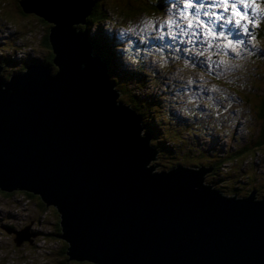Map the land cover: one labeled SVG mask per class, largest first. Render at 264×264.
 Masks as SVG:
<instances>
[{
    "label": "water",
    "instance_id": "1",
    "mask_svg": "<svg viewBox=\"0 0 264 264\" xmlns=\"http://www.w3.org/2000/svg\"><path fill=\"white\" fill-rule=\"evenodd\" d=\"M95 2L19 0L49 23L54 55L7 78L0 64V189L54 205L66 260L264 264V196L225 194L205 181L213 166L152 162L151 133L81 27ZM30 224L6 229L15 246L33 242Z\"/></svg>",
    "mask_w": 264,
    "mask_h": 264
},
{
    "label": "rangeland",
    "instance_id": "2",
    "mask_svg": "<svg viewBox=\"0 0 264 264\" xmlns=\"http://www.w3.org/2000/svg\"><path fill=\"white\" fill-rule=\"evenodd\" d=\"M106 1L107 2L104 3L115 5L117 9L121 8L117 0ZM263 4V0L258 2L259 10L256 16L250 20V25L252 26L251 37L243 39V43L240 42L238 44L240 47L238 56L243 55V57H241L243 65H240V69L236 70L223 68L220 75L222 80L226 83L228 82L227 76L230 77L235 75L230 79L234 88L238 83H242L244 80L247 81L246 87L243 90H239V97H237L236 94L237 90H235V93L233 92L234 95H232L231 92L226 93L229 94L231 98H238L240 101L239 104L243 105L241 109L245 114L241 112L238 115L239 121L235 118V112L228 116H220L215 123L207 125L201 121L188 120L183 115L178 117L174 112H164L160 108L162 104L156 102L151 103L150 111H148L149 105L143 106V110L136 109L137 112L142 111V121L146 119L153 120V116L158 119L157 124L161 132L156 135H161V139H168L166 141L170 143L175 142L173 144L177 148V160L179 162L189 165L193 163H204L209 165L210 162L215 161L214 165L216 166L220 161L226 160L215 171H220L218 178L215 179V185H218V188L227 194L237 192V194L243 195V193H248L250 189L256 188L257 197L264 195V137L260 131L261 121L259 122L257 120L255 109L253 111L254 105L256 106V102L253 101L257 100V102H259L264 96V53L262 55L264 51ZM125 14L129 15L128 13ZM132 16H134L133 22L137 18L143 20V22L146 21L147 18L153 21L154 18V15L151 19L145 14L136 16L132 14ZM171 19H174L173 15ZM141 26L143 27V24H141ZM45 31L46 24L40 20V17L33 13H24L20 9L18 0H0V53L9 54L17 58L16 61L10 64L7 63L8 66L5 67V70L3 69L4 76L20 69V60L17 57V53H20V51H23L25 54L22 58L34 56L43 59V56L48 52V47L41 42V38ZM162 33L165 36L170 35L169 28L165 27L162 29ZM132 38V40H137V36L135 35H133ZM143 38L153 41L152 44L158 43L157 38H151L150 36H143ZM131 43L137 45L136 53L138 55L133 53L135 50L131 47V49H128L123 59L128 63L126 66L130 67L127 69L129 78L126 82L132 86L134 85L133 82L135 81V77L139 73L134 72L132 68L136 67L137 63L143 64V61H146L151 55L157 56L160 54V48L156 45L151 46L149 51H144L145 55L143 57V52H141L143 43L141 41H131ZM132 55L135 56L131 57ZM206 55L205 52H202L198 57L200 60H204ZM155 59L159 58L156 57ZM24 65L25 64H23V66ZM158 65L159 63L154 61L153 69L148 70H156ZM121 67L125 69L124 65ZM146 68L147 65L143 64V70ZM142 78L143 83L146 85L149 79L147 76L143 77V74L141 75V79ZM179 80H182L187 88V83L183 79ZM173 81L178 80L173 79ZM161 83L162 80L157 78L156 81L152 82V85H140L141 88L138 90L141 92H143V90L148 91L151 96L156 97V91H159ZM219 84L223 85L222 83ZM133 87L136 88L137 86ZM117 88L119 90L118 98L122 99L125 103L126 97L124 96H127V86L124 83H119ZM163 93L167 92L163 91L161 95ZM251 93H253L255 97ZM247 98L250 99L252 103L249 102ZM189 100L191 101L194 99L190 97ZM213 109L216 111L215 106ZM190 117L193 118V114H191ZM260 135L263 141L259 144ZM257 143L258 145L255 146ZM164 160H166V162H164ZM156 161L159 163V165L156 166L157 169L167 168L174 164L162 157H157ZM162 162L168 163L162 165ZM153 163L157 164L155 162ZM215 172L211 174L212 178L216 176ZM209 180L210 177L207 176L205 181L209 182ZM24 200L25 198L23 195L16 197L15 195L7 194L0 190V222L5 221L6 223H10L11 218H9V216H13L17 223L25 224L36 219L39 215V210L46 209L49 213L47 220L50 223L46 228L49 229L53 227L54 229V222L58 220V213L54 207H42L39 203L40 198L38 199L36 197H31L27 203H25L26 200ZM63 246L64 242L60 240L57 246L47 254L48 256H36L33 253L31 258H29L26 244H24V247H18L13 243V246L10 247L3 242L0 243V264H53ZM46 259L47 261L43 263Z\"/></svg>",
    "mask_w": 264,
    "mask_h": 264
},
{
    "label": "clouds",
    "instance_id": "3",
    "mask_svg": "<svg viewBox=\"0 0 264 264\" xmlns=\"http://www.w3.org/2000/svg\"><path fill=\"white\" fill-rule=\"evenodd\" d=\"M102 1H103V3L105 2V0H96L95 4L96 3H99L100 4V3H102ZM164 1L165 0H157L156 1V2H161L162 3V6H161L160 10H158L157 13H154V11H148V10H144V13H142V14L147 15L151 19H152V16L154 15V18H153L154 27H150V28H147L146 29L144 27V23H143V36H145L144 33H146V32L149 31V32H151L157 38V42L158 43L157 44H154V46L156 45L157 47L160 48V54H158L157 56L151 55L149 58H147L146 61H143V64L147 65V68L144 69V70H143V64H141V63H137L136 67H134V68L131 67L134 72H136V73L139 72L137 74V76L135 77V81L133 82L134 85L131 86L128 82H126V81H124V82L126 83L127 87L133 93H135V95H137L141 100H143V103H147V105H149L148 111L151 110V103H155L156 102L158 104L159 103L162 104V106H160V108L164 112H168V113L169 112H174V113H176V115H178V117H181V115H183L188 120L201 121V122H204L207 125H212L213 123H215V121L217 120L218 117L223 116L221 114V112H217V110H218V106L217 105H211L210 104L213 108H214V106L216 107V111L213 108H209L208 104L205 105L204 108H202L201 105H200V102L197 103V108H195L193 106V104H192L193 100H191V101L189 100L187 102L186 113L184 114V113L178 112V111H176L174 109H171V108H165V105H164V101L165 100L163 99V97H161V96H156V97H153V96H143V92H141L140 90H138V89L141 88L140 85H144L143 78L141 79V75L142 74H143V77L147 76V78L149 79V81L150 82H153V81H156L157 78L160 77V74L161 73H171L172 74V78H174V76H175V77L183 78L184 79L185 76H186L185 73L186 72H189L191 74V76L193 78H195L199 82H202V81H213L215 87H222L223 89L226 88V91L231 92L232 95H234L233 94V91L235 93V89H234L232 83L230 82V79L232 77H234L235 75L230 76V77L227 76L228 82L226 83L220 77L222 71L213 72V71H210V69H205V71L207 72V74L203 75V78H205L207 76H209V77L207 78V80H204L200 76V73L202 72V69L199 67L198 61L197 60H192V59H190V57H188L187 55H185L183 53V51H182V48H180V45L170 35H166V36L163 35L162 29H164L165 27L166 28H169L166 22L169 21V20H171V16L175 14V6H176V5H173L172 3H170V4L167 3V7H166V5L164 4ZM26 13H33V12H26ZM33 14H35V13H33ZM113 18H114V14L111 15L109 13L108 17H106L102 22H100L98 24H94L92 27H90V29L87 27V20H86V23H84V24L81 25V27L82 28L83 27H87L90 30V32L93 34V43H94V51L95 52H98L99 53V51L96 50V46H95L96 45L95 44V37L98 35L97 31H102V32H104L106 34L113 33L117 38H119L122 41L121 42L122 45H120L117 48V50H120V49L122 50L121 53H123V56H122L121 60L119 61V63H120L121 66L122 65L125 66V69H126L125 76H126V80H127L129 78V72L127 71V69H129L130 67L129 66H126V64L128 65V63H126V61L123 59L124 58V55L127 53L128 49H131V47H133V49L135 50V52H133V53L135 55H138L136 53V51H137V45L136 44L133 45L131 43V41H137V42L141 41L143 43V49L141 50V52H143V57L145 55V52L144 51H149L150 48H151V46H149V47H145L144 46L145 39L142 38V36H141V34L139 32L135 34V36H137V40H132L133 39L132 38L133 35H131V33H132V27H131L132 23H130V22H132V20H134V17H127V16H125V17H123V16L118 17V23L120 25L119 28H118V30H116L114 28V26H112L110 24V22H108L110 20H113ZM40 19H41V17H40ZM138 20H139L138 18L135 19V21H138ZM45 22L47 23V32H48L49 23L47 21H45ZM162 25H163V27H161ZM45 34H46V31L44 32L43 36ZM204 41H206V40L204 39L203 36H201L199 39L196 38V43L198 45L200 44V42H204ZM49 47H50V45H49ZM263 53H264V51L262 52V54ZM3 55H6V54H3ZM135 55H132L131 57H133ZM170 55H172L175 60L172 61L170 59ZM101 57L107 63V61L104 59V57L102 55H101ZM156 57L159 58V59H155ZM1 58H3V57H0V64L3 65V69L5 70V67L8 66V65L6 63H4ZM27 58L28 59L25 62H27L29 60H33V59L43 60V59H45V55L43 56V59H41L39 57H34V56L27 57ZM154 61H157L159 63V65L157 66V69L156 70H148V69H153L152 67H153V62ZM45 62H49V61H45ZM178 68H180V70ZM3 69L1 71L2 75H3ZM12 71H14V70H12ZM110 75L111 74L109 73V76ZM4 77H6V78L9 77V74L7 76H4ZM110 79L112 80L111 76H110ZM112 81H113L114 87L118 90L115 81L114 80H112ZM171 81H172V79H171ZM219 83H222L223 85H220ZM133 86H137L136 87L137 89L134 88ZM214 86H213V90H214ZM178 94L180 95V97H182V99H185V98H188V97L190 98L191 95L194 94V93H192L190 90L186 91L183 87H181L178 90ZM236 94H237V97H239V91H237ZM118 100H120V101L123 102V100L120 99V98H118ZM231 101H235L238 104V107L236 109H234L232 107H228V108L225 107L226 108V115H224V116H228L231 113H235L236 112L235 118H237V120L239 121L240 119L238 118V115L241 112H243L242 109H241L243 105H240L239 104L240 101L238 100V98L232 97ZM124 104H128V103L125 102ZM129 106L132 107L130 104H129ZM143 106H146V104H144ZM136 108H134V109L136 110ZM137 113H139L141 115V112H137ZM191 114H193V118L190 117ZM243 114H245V113L243 112ZM210 116L212 117V119H210ZM153 120L155 122H157L158 119L153 116ZM143 121H142V125H144L143 124ZM145 131H148V130L145 128V125H144V127H143V129H142L141 132L143 133ZM152 138H154V137L151 135V143H153L156 146V143L152 141V140H154ZM173 143H175V142H173ZM173 143H170V144H173ZM158 150H159V148H158ZM176 151H177V148H176ZM197 151H199V150H197ZM159 152H160V150L158 151V154H159ZM158 157L161 158L160 155H158ZM152 162H156L157 163L158 161H152ZM178 162L179 161L176 160V162L174 164H176ZM167 163H164V164H167ZM179 163H182V162H179ZM183 164H185V163H183ZM196 164H204V163H193L192 165H196ZM210 164L209 165L208 164H204V165L210 166ZM187 165H189V164H187ZM171 166H169V167H171ZM212 169H213V167H212ZM206 179L207 178L205 177V180ZM210 180H209V183L210 184H212V185L215 184L213 182H210ZM213 186H215V185H213ZM253 189L256 191V188H253ZM251 190L252 189H250L249 191H251ZM1 191H3V190H1ZM24 191L25 190H23V192ZM221 191L223 192V190H221ZM249 191H248V193H249ZM4 193L11 194V195H15L16 197L19 196V195H23V197L26 200V201L24 200L25 203H27L30 200V198L32 197V196H29L28 193H27V195L24 194V193H22V190L21 189L14 190V191H10V192L4 191ZM225 194H227V193H225ZM231 194H237V192H234V193H231ZM35 195H37V194H35ZM237 195H239V194H237ZM243 195H245V194H243ZM239 196H241V195H239ZM19 198H21V197H19ZM40 204H44L42 202V200H41V203ZM49 206L54 207V205H49ZM46 207H48V206H46ZM54 209L56 210L55 207H54ZM56 212H57V210H56ZM38 214L39 215H38V217L36 219L30 221L31 222V224H30V230L33 231V233L35 232V236L33 237V242L32 243H28L27 241H25L24 243H22L20 245L22 247H24V244L27 245V247H28V251L27 252H28L29 258H31V256H32L33 253L36 256H44V255L49 254L57 246L58 241H60V240H62L64 242V244L67 245V242L64 239L59 238V237H57V236L54 235V234H58L59 231H60L59 224H58V226H59L58 231H57L56 225H55L56 222L58 223L59 214H58V220L54 222V229H53V227L52 228H49V229L46 228V226L48 224H50L49 221L47 220L48 219V216H49V213L47 212L46 209L45 210H39L38 211ZM9 218H11V222L10 223H6L5 221L0 222V243L5 242L6 244H8L11 247V246H13V243H14L13 242V234L7 232L6 229L7 228H10V227H13V228H21V227L27 225L30 222L25 223V224H21V223H17L14 220V217L13 216H9ZM51 225L53 226L52 222H51ZM43 238L45 239L46 243H52L51 245H48L47 246L48 250L46 252L39 251V247L40 246L38 245V241L40 239H43ZM66 245H65V248H66ZM64 255L66 256V259H67V254L65 253V249H64ZM46 261H47V259L43 263H45ZM66 261L68 262L66 264L79 263V262H81V261H78V260H66ZM84 263H88V264L93 263V264H96L94 262L87 261V260H84Z\"/></svg>",
    "mask_w": 264,
    "mask_h": 264
},
{
    "label": "trees",
    "instance_id": "4",
    "mask_svg": "<svg viewBox=\"0 0 264 264\" xmlns=\"http://www.w3.org/2000/svg\"><path fill=\"white\" fill-rule=\"evenodd\" d=\"M117 1H119V4L121 5L120 9H117L115 5L103 3V1L100 4L96 3L94 7L92 8V11L90 12V14L86 17L87 27L90 29V27H92L94 24H98L102 22L106 17H108L111 10L114 12L115 11L119 12V14H122L127 17H134L132 16V14L136 16V15L144 13V10L154 11V13H157L158 10H160L162 6L161 2H156L157 0H117ZM262 7L264 10V4L262 5ZM125 13H128L129 15ZM262 19L264 20V16L262 17ZM40 20L46 24V34L42 36L41 42L42 44L48 47L47 49L48 52L46 53L45 59L43 60L51 62V58L53 57L54 53H52V51L50 50L52 48L49 47V42L47 38V23L42 18ZM263 32H264V29H263ZM97 33L98 35L95 37L96 50L99 51V53L107 61L108 72L111 74L110 76L112 80L115 81L117 87L119 83L120 84L124 83L126 85V83L124 82L126 81V76H125L126 69L121 68V65L119 63V61L121 60L123 56V53H121L122 51L121 49L117 50V48L120 45H122L121 44L122 41L119 38H117L113 33L106 34L102 31H97ZM0 57H3L1 59L6 64L7 63L10 64L11 62H14V60H16V59H13L10 55H3L2 53L0 54ZM57 67L58 66L56 65V68ZM246 85H247V81L244 80L242 83H238L237 85H235L234 89L237 91L241 89L243 90L246 87ZM126 90H127V94H126L127 96H124L126 97V102L130 104L133 108L137 107L136 109L143 110V105L144 104L147 105V103H143V100H141L137 95H135V93H133L128 87ZM248 101L251 102L250 99H248ZM253 102H256V106L254 105L253 111L255 109V116L259 122L261 121L260 131L262 133V136L264 137V96L260 99L259 102H257V100ZM140 112L142 113V111ZM143 124L145 125V128L154 137V140L152 141L156 143V146L160 150L158 155H160L162 158L168 159V162L170 161L172 163H175L177 160L176 147L174 146V144H170L169 141H166L167 139H161L160 138L161 135H156L161 132L157 122L153 121L152 119H146L143 121ZM261 141L263 140L260 138L258 143L260 144ZM258 143L255 146H257ZM225 161L226 160L220 161V163L214 167V171H216L217 168H219L220 165L223 164ZM164 162H166V160H164ZM164 162H162V165H165L163 164ZM219 174H220V171H217L216 176L218 177ZM210 182H213V180H210ZM28 195L33 196V194L30 192H28ZM41 206L46 207L44 204H41ZM55 225L58 231L59 229L58 223L56 222ZM65 245L66 244H64L63 248L60 250V253L57 256L53 264L68 263L66 261V256L64 255ZM79 263H84V261H81ZM90 264H93V263H90Z\"/></svg>",
    "mask_w": 264,
    "mask_h": 264
},
{
    "label": "built area",
    "instance_id": "5",
    "mask_svg": "<svg viewBox=\"0 0 264 264\" xmlns=\"http://www.w3.org/2000/svg\"><path fill=\"white\" fill-rule=\"evenodd\" d=\"M221 42H223V40H221ZM196 44V38L194 37L192 38L191 42L189 41L187 45L180 46V48H182L183 53L190 57V59L198 61V65L202 69V72L200 73V76L202 78L203 75L207 74L205 69H210V71L213 72L222 71L223 68H229L232 70L237 69L236 65H234V63H232L230 59L221 57L222 49L219 50L220 48H216L211 51V53H209V55L207 56V59L200 60L198 57L199 55L196 54ZM178 69L180 70V68ZM185 75L186 76L183 79L175 76L174 78H172L171 73L160 74L159 78L160 80H162V83L161 86H159V91H156V94L157 96L163 97V99L165 100V108H171L184 114L186 113L187 104H184V99H182V97H180V95L178 94V90L181 87H183L186 91L188 88V90H190L192 93L200 94L202 96L201 98L203 99L200 101L201 106L204 107L207 104L217 105V112H221L223 116L226 115V108L232 107L236 109L238 107V104L235 101H231L232 98L229 97V94H226V88L223 89L222 87H215L213 81L199 82L195 78H193L189 72H186ZM173 79H177L178 81H173ZM179 79H183L187 83V88L184 82ZM203 79L207 80V77ZM146 85H152V82L148 81ZM163 91H166L167 93H163L161 95ZM143 96L151 95L150 92L143 90ZM210 119H212L211 116ZM51 244L52 243H46L44 238L40 239L38 241V245L40 246L39 251L46 252L48 250L47 246Z\"/></svg>",
    "mask_w": 264,
    "mask_h": 264
},
{
    "label": "snow or ice",
    "instance_id": "6",
    "mask_svg": "<svg viewBox=\"0 0 264 264\" xmlns=\"http://www.w3.org/2000/svg\"><path fill=\"white\" fill-rule=\"evenodd\" d=\"M240 5H243V11ZM222 6V8H221ZM220 11H209L207 9H217ZM248 4L245 0H235L229 7L228 0H209V3L205 5L203 0H189L181 6L179 12L180 19H171L167 21L169 27V34L175 38L178 30L182 36H188L189 41L192 38L199 39L201 36L205 40H208L209 46H211V40L208 38L216 39L221 37L227 39L225 35V29H228L229 34L233 31L232 28H228L229 25H234L236 29L242 28L245 33L249 31L248 23H243L244 20L248 19L247 16ZM226 13H229L226 15ZM203 17H207L205 20ZM186 21V23H184ZM181 24H184L181 27ZM144 27H154L152 20L144 21ZM163 27V25L161 26ZM219 29V31H217ZM243 43V41H241ZM225 47H234L231 40H228Z\"/></svg>",
    "mask_w": 264,
    "mask_h": 264
},
{
    "label": "flooded vegetation",
    "instance_id": "7",
    "mask_svg": "<svg viewBox=\"0 0 264 264\" xmlns=\"http://www.w3.org/2000/svg\"><path fill=\"white\" fill-rule=\"evenodd\" d=\"M147 20H148V18H147ZM260 138H261V135H260ZM259 138V139H260ZM212 165H210V166H213V169L207 174V176H209L210 177V179L211 180H213V183H215V179H217L218 177L217 176H213V178H212V176H211V174L212 173H214L215 171H214V167H215V165H214V161H212V162H210ZM219 173V172H218ZM217 174V172H215V175ZM207 176H206V178H207ZM215 185V184H214ZM216 187H218V185H215ZM220 186H223V185H220ZM26 192V193H25ZM22 193H24V194H26L27 195V191H24L23 192V190H22ZM243 194H246V193H243ZM32 197H36V198H38L39 199V197L37 196V195H35V194H33V196ZM39 203H41V200H39Z\"/></svg>",
    "mask_w": 264,
    "mask_h": 264
},
{
    "label": "bare ground",
    "instance_id": "8",
    "mask_svg": "<svg viewBox=\"0 0 264 264\" xmlns=\"http://www.w3.org/2000/svg\"><path fill=\"white\" fill-rule=\"evenodd\" d=\"M121 97V96H120Z\"/></svg>",
    "mask_w": 264,
    "mask_h": 264
}]
</instances>
